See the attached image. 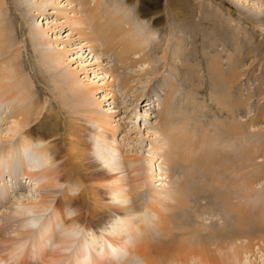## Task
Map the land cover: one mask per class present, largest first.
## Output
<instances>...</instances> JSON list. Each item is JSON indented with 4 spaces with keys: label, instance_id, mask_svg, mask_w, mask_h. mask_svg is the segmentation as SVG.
I'll return each mask as SVG.
<instances>
[{
    "label": "rangeland",
    "instance_id": "1",
    "mask_svg": "<svg viewBox=\"0 0 264 264\" xmlns=\"http://www.w3.org/2000/svg\"><path fill=\"white\" fill-rule=\"evenodd\" d=\"M108 11L135 17L138 35L148 39L143 51L148 59L120 68L115 58L120 46L104 38L105 26L93 17V13L105 15ZM37 32L47 42L41 47ZM0 36V69L11 66L15 82L29 84L43 103L40 115L47 125L55 122L56 112L62 118L73 115L75 90L93 91L90 99L100 104L91 106L111 117L105 121L110 124L112 145L121 153L120 160L134 158L142 173L155 174L145 190L158 197L156 203L163 204L167 194L173 196L169 186L175 179H183L181 174L188 169L166 155L170 134L180 129L196 136L204 131L208 139L216 134L217 142L229 143L226 148L240 158L251 149L254 155L248 159L259 161L264 171V0H0ZM42 48L50 50L55 62L44 59ZM127 74L131 78L125 85L122 81ZM166 78L173 80L177 92L171 108L155 119L146 103L155 89L164 93L161 82ZM156 105L155 112L160 107ZM10 111L11 103L0 101V145L11 150L18 135L9 130ZM232 124L245 134L243 139L230 138L227 129ZM249 131L255 136L248 135ZM205 143L206 148L214 145L213 141ZM14 147L15 152L7 155L9 160L17 156L19 145ZM254 148H260L259 152ZM150 157L154 161L148 165ZM203 173L196 168L193 182L209 184ZM18 174L5 177L9 187L0 204V224L13 204L38 200L39 182L31 172L24 173V178ZM130 174L126 175V191L135 186ZM5 180L0 178V191ZM261 184L256 182L254 187L260 189ZM189 198L182 207L173 206L176 200L166 201L169 210L173 206L169 229L164 230L168 233L153 232L154 239L182 240L191 246L205 243L217 261L227 264H262L264 247L257 239L250 242L253 250L247 251L249 237L229 238L236 229L224 215L221 201L206 191ZM50 211L51 207L41 212ZM11 224L5 238L20 233L16 223ZM236 250L238 257L232 255Z\"/></svg>",
    "mask_w": 264,
    "mask_h": 264
},
{
    "label": "bare ground",
    "instance_id": "2",
    "mask_svg": "<svg viewBox=\"0 0 264 264\" xmlns=\"http://www.w3.org/2000/svg\"><path fill=\"white\" fill-rule=\"evenodd\" d=\"M140 13H144V11L140 10ZM93 14L95 21L99 20L103 24L102 27L105 26V31L102 33L104 38L110 44L120 46V50L115 56L120 68H124V65L127 64L135 65L143 58H147L143 51L147 46L148 39L138 35L137 29L139 28L135 17L130 18L113 11H108L105 15ZM37 34L36 41L41 47L47 42L41 38L38 32ZM42 51L46 61L55 62L50 50L42 48ZM131 53L140 56L131 58L129 56ZM53 65L56 66V64ZM13 72L15 71L8 65L0 69V101L11 103L10 112L13 120L9 125V130L10 133L18 135V139L10 146L11 150L6 145H0V157L6 158L9 151L13 154L14 146L27 143V137L32 141L44 140L41 148L45 151L49 149L54 161L45 172L31 175L34 180L39 182L38 200L23 205L13 204V207L3 215L5 221L0 224V264H14L9 261H15L16 253L24 252L25 244L28 246L30 243V240L28 241L29 234L21 230L15 238L4 237L5 233L10 231L11 223H16L18 228L19 217L33 210L44 211L49 207H51L50 213L52 214L49 218V225H54L57 228L66 224L68 238H72L77 229L83 231L84 225L87 229L99 234L100 230L106 228L117 216L124 217L133 214L126 220L118 221L116 226L127 231L133 227L135 218L143 214L147 227L143 229L142 238L136 251L145 258L146 264H227L225 260L217 261L207 251L209 248L205 249V243L191 246L182 240H172L171 238L164 240L165 237L162 239L153 238V232H162L163 236L167 232L164 230L169 229L168 216L171 215L173 206H185L192 193L203 194L205 191L209 194L211 192L221 201L225 207V210L223 208L224 215L228 217L229 222L234 224L236 230L232 234L229 233V238L235 240L240 237H249L247 245H244V249H248L247 251L253 250V245L250 242L256 239L257 243H262L264 247V171H262L259 161L253 162L248 159L249 156L253 158L254 155L251 149L246 150L248 156L240 158L233 149L230 153L226 148L229 143L227 145L222 144V141L217 142L216 134L209 139L204 131L200 136L184 129H180L179 133L170 134L166 143L167 157H171L174 163L185 164L188 169L185 168L186 172L181 174L183 179H175L169 186L174 193L173 196L167 194L166 200L162 199L164 205L162 202L156 203L158 197L156 199V195L145 190V185L150 182L153 176L155 177V174L153 175V172L142 173L139 162L134 158L125 157L128 160H120L121 153L112 145L113 138L111 140L112 136L109 134L110 124L105 121V118L111 117L104 111L100 113L98 109L91 106L93 102L96 103L90 99V96H93L92 90L85 92L83 89L76 88L77 90L73 92L76 106L73 115L62 118L56 112L55 122L52 125H47L43 120V114L40 115V111L44 108L43 103L40 104L41 100L34 96L35 92L28 87V83L15 82L16 78L12 76ZM129 78H131L130 74L125 75L122 82L127 85ZM161 83L164 93L161 95L160 91L155 89L151 100L146 103L147 112H154L155 119L164 115V111L171 108L173 96L177 92V87L171 78H166ZM14 84L17 85L16 88ZM156 103V106L160 107L155 112L153 106ZM96 104L99 105L100 102ZM33 115L35 117H32ZM59 118L60 120H58ZM34 119L37 122H32ZM228 128L230 138L240 137L243 139L245 137L239 127L232 124ZM248 135L253 136L254 133L249 131ZM260 138H257V141ZM209 141H213L214 145L206 148L205 142ZM254 149L259 152L260 148ZM100 156H107L109 168L103 166L99 159ZM153 161L150 157L147 164L150 165ZM48 163L49 161L46 159L43 164L36 166L44 167ZM196 168L204 172L202 176L210 181L209 184L193 182L191 175L195 173ZM124 171H127L126 175L129 172L133 174L132 181L135 186L129 191L124 189L128 183L127 176L123 174ZM13 173L19 175L18 172ZM256 182L262 183V188H255L254 183ZM56 186H63V188L60 189ZM66 188L73 194L80 193L72 196L64 190ZM111 190L114 200L122 201L126 206L110 203ZM6 196L7 191L4 188L0 191V204L4 203ZM170 199L174 202L176 200V204H173L169 210L166 201ZM163 206L166 207L169 214L166 211L163 212ZM154 217L157 219L152 220ZM249 229H251V233ZM88 235L90 236L91 233ZM24 238L25 240H23ZM31 241H33L32 238ZM58 247L60 246L58 245ZM61 251L66 252L68 249L61 247ZM239 253L236 250L232 255L238 257ZM62 260H66L63 255L46 254L44 264H60ZM25 264H36V262L26 260ZM262 264H264V257Z\"/></svg>",
    "mask_w": 264,
    "mask_h": 264
},
{
    "label": "clouds",
    "instance_id": "3",
    "mask_svg": "<svg viewBox=\"0 0 264 264\" xmlns=\"http://www.w3.org/2000/svg\"><path fill=\"white\" fill-rule=\"evenodd\" d=\"M98 134L99 132L96 138ZM26 139L28 142L21 143L15 159L0 157V178L5 180L7 175L16 171L24 178L26 172L36 175L45 172L51 166L54 158L49 149L45 151L41 148L44 140L32 141L27 137ZM46 159L49 161L47 165L36 167L37 164H43ZM99 159L103 166L109 168L107 156H100ZM4 186L9 187L7 180ZM64 190L72 196L80 193L73 194L67 188ZM110 197L111 204L126 206L122 201L114 200L112 190ZM51 215V213L33 210L18 218V227L29 234L30 243L24 252L16 253L14 264H25L26 260L44 264L45 255L53 253L66 257L62 264H146L145 258L136 251L143 229L147 227L143 214L135 218L133 227L127 231L116 226L118 221L126 220L133 214L124 217L117 216L106 228L101 229L99 234L87 229L84 225L83 231L77 229L72 238L66 235L68 231L66 224L59 229L54 225H49ZM88 233L91 235L89 236ZM31 237H35V240L31 241ZM61 247L67 248L68 251L62 252Z\"/></svg>",
    "mask_w": 264,
    "mask_h": 264
}]
</instances>
